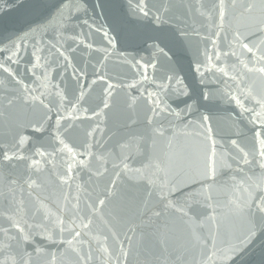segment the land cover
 Masks as SVG:
<instances>
[{
    "label": "water",
    "instance_id": "water-1",
    "mask_svg": "<svg viewBox=\"0 0 264 264\" xmlns=\"http://www.w3.org/2000/svg\"><path fill=\"white\" fill-rule=\"evenodd\" d=\"M260 29L264 0H0V264H264Z\"/></svg>",
    "mask_w": 264,
    "mask_h": 264
},
{
    "label": "snow or ice",
    "instance_id": "snow-or-ice-1",
    "mask_svg": "<svg viewBox=\"0 0 264 264\" xmlns=\"http://www.w3.org/2000/svg\"><path fill=\"white\" fill-rule=\"evenodd\" d=\"M139 10H140L145 16L149 15V13H148L144 8H140ZM221 17H223V11H221ZM260 31H264V29H260ZM241 47H242L246 52L255 54V53L253 52V48L250 47L248 43H241ZM257 47H259V46H257ZM161 51H163V50H161ZM261 59H264V56H261ZM0 67H2V66H0ZM4 71H8V69H7V68H4ZM221 71H223V70L221 69ZM259 71L264 72V68H261ZM205 99H207V97H205ZM232 99L237 103V105H239L241 108H244L243 103L241 102V100H240L238 97L233 96ZM257 103H259V104L261 105V107H264V101H257ZM105 106H107V105H105ZM244 111H248V109H247V108H244ZM205 119H207V117H205ZM23 142H24V141H23V139H22V140H21V143H23ZM61 143H63V142L61 141ZM233 143H235V141H234ZM262 143H264V142H262ZM65 147H67V146H65ZM69 151H70V149H69ZM262 155H264V153H262ZM4 158L10 160V159H12L13 157H10V156H7V155H6ZM261 166L264 167V165H261ZM101 203H103V201H101ZM256 210H257L259 213H264V205H262V204H260V203H257V204H256ZM257 227H259V228H261V229H264V217H262L261 220H260L258 223H254V224L252 225V227L249 228V230H248V231H249V235H248V237H246V239H245V241H243V243L247 244V243H250V242H251L252 237L255 236V229H256ZM24 239L27 240V237H24Z\"/></svg>",
    "mask_w": 264,
    "mask_h": 264
}]
</instances>
